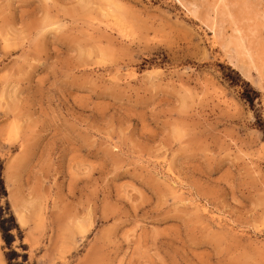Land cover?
<instances>
[{
	"label": "rangeland",
	"instance_id": "rangeland-1",
	"mask_svg": "<svg viewBox=\"0 0 264 264\" xmlns=\"http://www.w3.org/2000/svg\"><path fill=\"white\" fill-rule=\"evenodd\" d=\"M211 3L0 0V264H264V83Z\"/></svg>",
	"mask_w": 264,
	"mask_h": 264
},
{
	"label": "bare ground",
	"instance_id": "bare-ground-1",
	"mask_svg": "<svg viewBox=\"0 0 264 264\" xmlns=\"http://www.w3.org/2000/svg\"><path fill=\"white\" fill-rule=\"evenodd\" d=\"M211 10L204 15L212 21L211 27L219 35L223 27H229L224 47L230 64L237 66L248 76L259 74L264 83V9L261 1L212 0ZM196 5L192 12L200 11ZM225 24H228L225 26Z\"/></svg>",
	"mask_w": 264,
	"mask_h": 264
},
{
	"label": "trees",
	"instance_id": "trees-1",
	"mask_svg": "<svg viewBox=\"0 0 264 264\" xmlns=\"http://www.w3.org/2000/svg\"><path fill=\"white\" fill-rule=\"evenodd\" d=\"M252 92H249L248 89H245L244 92L242 93L243 98L249 103V105L251 106V108L256 112V124L258 126V129L263 133L264 135V117L263 114L260 111V97H261V92L258 90H255L254 88L251 89ZM3 161L0 158V198L2 196H6L7 195V191H6V187H5V183H4V178H3ZM0 210H6V212L8 213V222L10 223L9 226H6L4 224V221H0V228L2 231V236L4 238V241L6 242L8 247H11V237H15V234L12 233V230H18L20 231V228L18 226V224L15 221L14 215L12 214L11 210H10V206L8 204H6L5 206H1L0 205ZM21 255L22 257L26 258L27 255L21 254L19 252H17L16 250L12 249L11 251L6 252V260L8 262V264H25V261H21L18 262L16 261V256L17 255Z\"/></svg>",
	"mask_w": 264,
	"mask_h": 264
}]
</instances>
